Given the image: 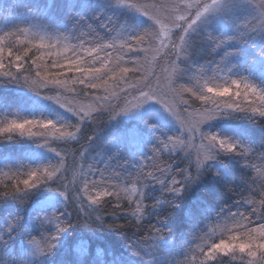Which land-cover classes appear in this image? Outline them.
Here are the masks:
<instances>
[{
	"label": "trees",
	"instance_id": "1",
	"mask_svg": "<svg viewBox=\"0 0 264 264\" xmlns=\"http://www.w3.org/2000/svg\"><path fill=\"white\" fill-rule=\"evenodd\" d=\"M14 2V5L28 16L19 18L15 16L11 17L10 21L2 22L0 34H12L13 39L20 40L26 27H31L29 16L42 18L43 12L54 16L58 21L55 26L63 23L57 30L61 35L66 33L68 36L70 29L73 28L77 30L75 33L78 40H86V43L100 41L104 43L102 47L117 46L111 39V34H115L116 30L114 20L130 23L133 27L137 25L133 18L122 12L118 14L117 19L101 16L104 23L98 24L99 20L95 23L93 18L82 15L84 9H80L81 0ZM2 3L7 2L2 0ZM2 3L0 21L3 17ZM11 3L13 4V1ZM82 3L91 7L92 11L86 12L88 14L94 13L97 9L91 2ZM83 21L88 22L85 27H82ZM232 24L233 22H229L224 26L215 24L203 27V30L191 37L188 47L190 60L199 68H206L209 84H220L228 77L238 79L239 76L249 79L253 77L252 83L253 81L259 83L264 90V37L255 35L256 31L247 30L249 26L247 24ZM98 25L101 26L100 29ZM97 29L105 32L104 37L96 34ZM126 33L127 38L131 34L133 37L136 36L134 32ZM120 40L121 43L130 44L132 51L135 43H138V40L133 44L129 40ZM3 45L5 49H11L12 46L6 41ZM112 47L109 49L110 52ZM25 50L14 53L24 56ZM122 56L130 59V63H136L138 60L134 53L127 54V51L117 59H123ZM34 59L35 56L28 50L26 58L21 62L22 70L18 71L33 73ZM97 71L98 69L95 70V74L99 73ZM80 80L76 79V82L71 83L78 86L81 91H84L83 88L89 89L85 81ZM14 93L12 87L0 83V103L10 99L9 101L18 105L16 101L20 100L17 97L19 95ZM189 96L192 97L189 100L191 103L202 104L195 97L190 94ZM40 110V116L47 115L43 109ZM98 118L99 116L95 117L92 124L86 123L79 127L74 138L55 139L51 144L54 149H60L67 159L68 171L58 177L59 180L50 179L47 183L42 181L40 185L25 192L0 196V233L2 232L0 235H3L0 237V264L25 262L28 258V252H25L28 243L33 237L40 238L41 242L43 239L41 231L44 228L35 229L32 223L34 211L45 210L46 196L54 191H61V186L71 180L77 166L75 162L82 157L80 155L82 152H85V157H90L92 154L105 151L106 145L110 144V150L103 154L112 168L103 179L104 186H107L108 181L117 180L118 174L126 172L123 171L128 164L126 161L131 166H137V161L143 160L142 168L133 169L132 174L128 176L130 179L135 176L136 182L142 184V213L139 215L132 203L121 195L107 194L99 205L90 206L87 198L84 196L80 198V195L72 193L70 190L73 187L67 183L69 193L65 194L66 201L62 202L58 197L52 201L56 203L54 206L57 207L56 214H62L60 219L66 220L70 226L59 234L55 241L56 245L54 244L50 251H39L40 254L29 263L248 264L242 260L246 257L244 254H241L242 259L236 258L233 253L220 254L209 261H201L203 260L201 256L203 250L213 243L227 240L229 233L249 237L250 234H255L253 228L264 226L263 117L246 111H232L225 119H221L225 121L224 123H212L211 131L214 130L216 134L214 132L213 134L220 139L234 141L237 136L240 139L237 140L235 154L233 151L217 148L214 152V161L204 163L199 168L193 164L188 154L177 149L175 144L177 134H171V131L158 120L149 121L143 118L144 121L148 120L144 122L117 119L108 125L105 122L106 117H102L103 121ZM132 128H135V132L130 133L128 130ZM161 131H166V134H162ZM245 141L250 143L252 150L243 154L239 152L241 149L239 146ZM145 146H149L150 150L155 149L149 156L152 159L142 158ZM32 149L33 144L27 140L14 135L0 136V159H4L0 167L23 170L28 164L33 166V160H38V156ZM243 155L249 156L246 158L249 160L248 165L240 164L244 160ZM34 163L36 164V161ZM255 164L256 167L252 168ZM113 172L115 176L112 177ZM174 177L180 181L182 188L180 192L175 191L177 185L171 182ZM82 204L84 210L81 209ZM11 216L17 217V220L13 223L11 232L4 234V229L8 228L4 223ZM56 231L57 229L52 233Z\"/></svg>",
	"mask_w": 264,
	"mask_h": 264
},
{
	"label": "rangeland",
	"instance_id": "2",
	"mask_svg": "<svg viewBox=\"0 0 264 264\" xmlns=\"http://www.w3.org/2000/svg\"><path fill=\"white\" fill-rule=\"evenodd\" d=\"M5 1L7 3H2V0H0V3L3 4V12H1V16L3 17L2 21H0V30L3 27L2 22L10 21L11 17L28 16L24 15L22 9L14 5L15 0H12L13 4L11 3L12 1ZM79 1L77 0V2ZM81 1L91 2L97 8L94 10V13L88 14L86 12L92 11L91 7L80 2L82 4L80 9H84V14L82 15H88L87 18H93V22L95 23L98 20V24L104 23L101 16L103 18L109 17L112 20L117 19L118 14L122 12L133 18L137 25L133 27L130 23L127 24L126 22L114 20L116 23L114 29L116 30L115 34H111V39H113V42H116L117 46H111V52L109 51L111 47L108 45L102 47L104 43L100 41L95 43L92 41L88 42V44L86 40H78L75 33L77 30L73 28L70 29L68 36L66 33L61 35L57 30L63 23L55 26V23L58 21L52 14H46L47 12L42 13V18L36 19L33 15L28 17L31 27H26L22 35L23 39H13L14 36L12 34H0V51L4 50L5 54V67L0 68V83L12 87L13 93L17 90L14 94H18L19 96L17 97L20 98L19 101H16L18 105L9 101V98L4 103H0V123L11 119L52 120L58 126L65 125L74 131L77 125L82 127L86 123L92 124L95 121V117L98 116V119L102 121L106 117L105 122L108 125L117 119L144 121L143 118H145L149 121L158 120L168 131H171V134H177L178 138L175 140L177 149L184 154H188L193 164L199 168L204 163L214 161V152L217 148H220L215 143L209 144L208 147H201L200 140L202 135L215 133L214 130L211 131L212 123H224L225 121L221 119H225L232 111H246L249 114L260 116L258 113L253 112L254 104L242 102L239 109L221 108L211 119L205 120L200 125V132L193 133L190 131V128L195 125L196 120L202 114L200 111L203 110V105L191 103L189 100L192 97L184 92V88L190 87L195 92H201L204 84H209L207 79L209 75H207L206 68H199L198 65L193 64L194 61L190 60L188 47H190L189 42L192 40L191 37L203 30V27L206 28L215 24L224 26L229 22L238 25L247 24L249 25L247 30L256 31L255 35L264 37V14L261 13L260 9V4L264 0H215V3H213V0H203L210 7L190 29L187 26L196 11L194 8H189V4L193 0ZM87 23L83 21L82 27H85ZM100 27L98 25L99 29ZM129 31L134 32L136 36L133 37L131 34L127 38L128 33L126 32ZM96 32L100 37L105 33L98 29ZM123 33L125 34L123 35ZM120 39H125L124 41L129 40L132 44L138 40V43H135L134 51H132L130 50L131 45H127L124 42L121 43ZM41 40L43 43H37ZM4 41L12 44L13 60L15 53L19 50L23 51L27 49L35 56L33 73H28V71L20 73L15 63H13L11 69L7 67L9 62L7 56L8 49L2 47L4 46ZM126 51L127 54H135L138 58L136 63H130L131 60L126 59L125 56H122L124 61L121 58L117 59L118 56L123 55ZM125 61H129V63ZM97 69L99 73L95 74V70ZM5 73H8V75H5ZM76 79L85 81L89 89L83 88L84 91H81L78 86H73L74 84L71 82H74ZM233 79L238 78L228 77L225 82H220V84L230 83ZM252 79L253 77L249 79L239 76V80L263 90L259 83L255 81L252 83ZM148 97L152 98L149 99ZM40 109L47 112V115L43 117L44 114H42L40 116ZM125 109L128 110L125 111ZM128 131L130 133L135 132V128ZM33 132L37 133V135L27 136L20 135L19 133L6 135H14L32 143L34 146L32 150L37 153L38 160H33V166L28 164L24 166L25 169L23 170H9L0 167V173L10 171L8 173L12 172L23 175L33 169H41L45 166L51 168L60 163L62 158L65 159L60 149H54L51 146L55 139H64L65 137H57L58 133L54 135V130L51 128L45 130L35 127L33 128ZM165 132L161 131L162 134H166ZM239 139L240 137L237 136L234 141L226 139L225 141L238 144L237 140ZM114 140L116 142L117 138L115 137ZM110 145H106L105 151H101L95 155L92 154L90 157H85V152L80 154L82 157L75 162L77 166L70 178L73 181V183H70V186L73 187L70 191L76 195H80V198L84 196L88 199L87 195H83L84 184L87 181L90 194L97 192L106 195H121L132 203L136 212L140 215L142 213V184L136 182L134 175H132L134 176L132 179L128 176L132 174L133 169L142 168L141 161L143 160L139 159L136 163L137 166H131L126 161L128 164L125 165L126 170H123L126 172L122 175L118 174L116 176L117 180L108 181L107 186H104L103 179L107 177L112 168L107 159H104L103 154L110 150ZM239 147L241 148L239 152L243 154L252 150L250 143L246 141L241 143ZM154 151L155 149L150 150L149 146L143 147L144 155L142 154V158L152 159L149 156ZM235 152L236 150L233 151L234 154ZM205 155L208 156V159H204ZM243 156L244 160L240 164L248 165L249 160L246 158H249V156ZM30 157L33 158V156ZM3 160L0 159V164L3 163ZM34 161H36V164ZM65 162L67 164V159H65ZM255 167L256 164L252 166V168ZM66 172L62 169L61 173H57L51 180L53 181V179L63 176ZM113 176H115L114 172ZM6 179L4 175L0 174V184L6 181ZM48 181L45 180L44 182L47 183ZM61 191L63 190L61 189ZM61 191H54L46 196L47 208L41 211L36 210L33 213L32 223L35 229L36 227L44 228L41 231L42 243L44 241V233H52L56 229L58 221L50 218L57 212V207H54L56 203L52 200L58 197L62 202H65L67 197L65 194H61ZM16 220L17 217L14 216L6 219L4 224L8 228L4 229V234L11 232L14 226L13 223ZM254 233L253 235L250 234L249 237L238 236L241 240H247L249 244L264 240V235L261 234L259 228ZM229 234L228 238L237 236L235 233ZM2 236L0 235V237ZM54 244L56 245V242ZM25 252H28V258H26L23 264H31L29 262H33V259L40 254L37 247L31 242L28 243ZM230 253H233L238 259H242L243 255L241 254L246 255L242 260L248 264H251V262L253 264H264L262 256L252 257L247 252L238 249Z\"/></svg>",
	"mask_w": 264,
	"mask_h": 264
},
{
	"label": "snow or ice",
	"instance_id": "3",
	"mask_svg": "<svg viewBox=\"0 0 264 264\" xmlns=\"http://www.w3.org/2000/svg\"><path fill=\"white\" fill-rule=\"evenodd\" d=\"M215 3V0H213ZM210 5L204 3L203 0H193L192 3L189 4V8L196 9L195 15L191 17L190 23L188 24V29L192 28L193 25L200 19V17L206 13L209 9ZM261 13L264 14V2L260 4ZM138 10H140L138 8ZM143 13V11L141 10ZM145 14V13H143ZM187 31V29H186ZM31 43V42H30ZM37 43H43V41H38ZM28 50H25V55L21 56L16 54L13 60V52L11 49H8V65L9 69L12 68L13 63L17 69L22 70V60H24L27 56ZM4 50L0 51V68L5 67L4 65ZM34 62V61H33ZM8 75V73H5ZM59 83V81H57ZM159 87V86H158ZM184 92L190 94L191 96L198 99L202 102L203 110L200 111L202 114L199 119L196 120L195 125L190 128V131L193 133L200 132V125L208 119H211L213 115H215L221 108H230V109H239L241 108V104L250 103L254 104L253 112L258 113L260 116L264 117V90L257 89L254 85L244 82L239 79H233L230 83L225 84H208L205 83L203 90L201 92H195L192 88L186 87L184 88ZM151 99L152 97H148ZM211 102V103H209ZM128 109H125V111ZM83 111V110H82ZM82 119V117H81ZM40 127L42 129H53V134L58 133L57 137H72L74 138L76 135V131L79 130V125L76 126L75 130H71L65 125L58 126L52 120H38V119H24V120H16L11 119L7 122L0 123V136H4L6 134L11 133H19L20 135L33 136L37 135V133L33 132V128ZM201 147H208L209 144H218L220 148L225 151H235L236 144L228 143L227 141L220 139L215 134H203L201 138ZM65 156L68 157L67 154ZM75 159V156L72 157ZM204 159H208V156L205 155ZM68 171V164H66L65 159H61L60 163L51 168L45 166L41 169H33L28 171L26 174L18 175L16 173H0L4 175L7 179L6 182L3 183V186L0 187V196L12 195L15 193L25 192L28 189H32L39 185L42 181L50 180L57 175V173H61V170ZM63 175V174H61ZM173 184L177 185L175 188L176 192H180L182 188L180 187V181L173 178L171 181ZM67 183H73V181H67ZM67 183L62 185L63 191L61 194L69 193L67 188ZM83 195H87L88 202L91 205H99L102 202V199L106 197L104 193H89L88 191V182L86 181L83 188ZM264 203V201H262ZM119 206V205H117ZM81 209H83V204L81 205ZM62 214H53L51 219H55L58 222L56 223L57 231L55 233L46 232L44 233V241L41 242L40 238L33 237L30 241L33 243L37 249L41 252L50 251L54 246L56 239L59 234L65 231L70 225L64 220L60 219ZM112 225H110L111 227ZM159 231V230H155ZM253 232H256L257 229L253 228ZM259 231L262 235H264V226H260ZM238 249L243 252H247L252 257L262 256L264 258V240L257 241L254 244H249L247 240H241L239 236H233L228 238L227 240H219L213 243L209 248L203 250V260L201 261H209L215 259L220 254L230 253L233 250ZM195 259V257L193 258Z\"/></svg>",
	"mask_w": 264,
	"mask_h": 264
}]
</instances>
